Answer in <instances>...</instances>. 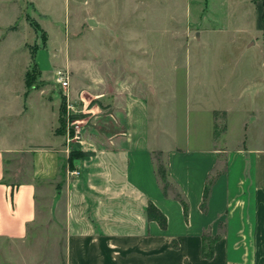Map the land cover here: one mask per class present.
<instances>
[{
	"label": "crops",
	"instance_id": "0c3cea01",
	"mask_svg": "<svg viewBox=\"0 0 264 264\" xmlns=\"http://www.w3.org/2000/svg\"><path fill=\"white\" fill-rule=\"evenodd\" d=\"M145 74L134 88L115 87L123 93L122 128L106 148L66 144L52 104L39 111L23 144L0 143V264H264V144L242 133L229 137L228 114L216 137L222 108L208 106L197 88L191 92L189 85L201 80L180 94L175 81ZM74 149L91 155L69 160ZM156 153L186 212L171 191L163 193ZM20 157L29 161L24 177ZM73 169L78 176L69 175ZM48 197L49 214L59 213L60 224H35L38 199ZM148 203L165 216L164 227L148 219ZM203 234L218 235L210 259L201 255Z\"/></svg>",
	"mask_w": 264,
	"mask_h": 264
},
{
	"label": "rangeland",
	"instance_id": "374dc122",
	"mask_svg": "<svg viewBox=\"0 0 264 264\" xmlns=\"http://www.w3.org/2000/svg\"><path fill=\"white\" fill-rule=\"evenodd\" d=\"M58 69L68 74L66 89L56 81ZM145 73L175 81L180 94L197 88L208 106L222 108L216 137L228 114L229 137L242 133L264 144V0H0V143L23 144L45 104L73 135L64 119L68 104L70 119L79 120L69 145L106 148L122 128L123 93L115 87L134 88ZM195 80L201 85H187ZM18 163L24 177L28 158ZM48 201L38 199L35 224H60ZM59 244L62 252L61 237Z\"/></svg>",
	"mask_w": 264,
	"mask_h": 264
},
{
	"label": "trees",
	"instance_id": "16d2710c",
	"mask_svg": "<svg viewBox=\"0 0 264 264\" xmlns=\"http://www.w3.org/2000/svg\"><path fill=\"white\" fill-rule=\"evenodd\" d=\"M57 132L62 133L63 127L62 124H59V127L57 128ZM91 155V152H81L78 150H71L69 152L68 158L69 160L72 157L76 156H88ZM154 157V163H155V173L157 176V179L161 185V188L163 190L164 194H168L169 191L172 192L173 197L179 200V202L182 204L184 211L186 212L187 205L182 198L181 194L177 192L172 184L168 180L167 176V169L165 162L160 159V153H156L153 155ZM213 182V177H209L205 183L204 190H203V203L202 207H204L205 200L208 196L210 186ZM146 214L148 219H154L156 220L161 227L165 226V216L151 203H148L146 208ZM218 235H210V234H203L202 235V243H201V255L203 258L210 259L213 256V250H214V243L217 240ZM189 264V263H185Z\"/></svg>",
	"mask_w": 264,
	"mask_h": 264
},
{
	"label": "built area",
	"instance_id": "2783aa9c",
	"mask_svg": "<svg viewBox=\"0 0 264 264\" xmlns=\"http://www.w3.org/2000/svg\"><path fill=\"white\" fill-rule=\"evenodd\" d=\"M56 81L59 84V86L62 89H66L68 87V74L65 70L63 69H58L56 70ZM70 111H72V106L71 105H66L65 112H64V119L66 122L67 128H71L74 132V134H70L69 130H66L65 132V137H66V144H69L70 141L73 139H78V131H79V125H78V119H70ZM71 175H77L78 170H71L69 172Z\"/></svg>",
	"mask_w": 264,
	"mask_h": 264
}]
</instances>
